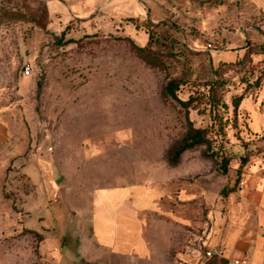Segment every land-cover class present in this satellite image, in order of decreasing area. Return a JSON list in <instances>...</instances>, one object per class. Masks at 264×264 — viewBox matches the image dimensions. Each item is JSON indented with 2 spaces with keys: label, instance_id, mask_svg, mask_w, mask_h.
Returning <instances> with one entry per match:
<instances>
[{
  "label": "rangeland",
  "instance_id": "obj_1",
  "mask_svg": "<svg viewBox=\"0 0 264 264\" xmlns=\"http://www.w3.org/2000/svg\"><path fill=\"white\" fill-rule=\"evenodd\" d=\"M262 43L264 0H0V232L31 241L22 227L43 195L76 231L104 190L158 187L188 247L171 258L204 264L252 212L238 193L264 153L248 129L251 110L264 117V55L246 52ZM187 118L208 144L171 166Z\"/></svg>",
  "mask_w": 264,
  "mask_h": 264
},
{
  "label": "crops",
  "instance_id": "obj_2",
  "mask_svg": "<svg viewBox=\"0 0 264 264\" xmlns=\"http://www.w3.org/2000/svg\"><path fill=\"white\" fill-rule=\"evenodd\" d=\"M248 129L257 139L264 136V117L256 109L249 114ZM241 182L238 196L252 212L226 227L208 250L222 251L228 264L241 259L264 264V153L244 167ZM165 196L151 186L106 189L91 201L88 218L79 219L71 231L61 205L47 208L43 195L28 217L36 222L22 227L32 232L31 241L23 235L20 245L15 238L20 233L0 232V264H176L173 253L181 248L186 256L188 247H179L168 216L158 210Z\"/></svg>",
  "mask_w": 264,
  "mask_h": 264
},
{
  "label": "trees",
  "instance_id": "obj_3",
  "mask_svg": "<svg viewBox=\"0 0 264 264\" xmlns=\"http://www.w3.org/2000/svg\"><path fill=\"white\" fill-rule=\"evenodd\" d=\"M149 37H150V35H149ZM68 42L70 43V42H74V41L70 40ZM136 48L139 51L143 50V48H140V47H136ZM252 54L264 55V43H262L258 46L249 45L247 47L246 55L249 56ZM177 90H178V85L175 82H171L165 87V93L169 97H171L173 100L177 101L181 105L186 106V103H182V101H180L177 98V96H176ZM242 99H243L242 95L233 99L232 105H233V108L235 110L238 108ZM186 120H187V128H188L186 135L182 138L181 142L178 145H176L175 147L172 148V150L169 152V154L167 156V162L171 166H175L179 162L181 155L185 151L191 150L197 146H202V145L208 144V139H207L205 130L194 128L192 125V122L188 118ZM228 162H229L228 159H222V163L220 165V169H221L222 174L226 173ZM245 163H246V158L242 156L240 158V167H242V166L244 167ZM204 264H228V261L226 259H224L223 257H220L216 254H213V255H211V257L207 258V260L205 261Z\"/></svg>",
  "mask_w": 264,
  "mask_h": 264
},
{
  "label": "built area",
  "instance_id": "obj_4",
  "mask_svg": "<svg viewBox=\"0 0 264 264\" xmlns=\"http://www.w3.org/2000/svg\"><path fill=\"white\" fill-rule=\"evenodd\" d=\"M29 73H30V67L27 66L24 68V74L29 75ZM240 187L242 189V183H241ZM205 254H206L207 258L211 257V255H213V254H216V255L222 257V251H220V250L219 251L208 250V251H206ZM232 264H249V261L247 259L233 260Z\"/></svg>",
  "mask_w": 264,
  "mask_h": 264
},
{
  "label": "water",
  "instance_id": "obj_5",
  "mask_svg": "<svg viewBox=\"0 0 264 264\" xmlns=\"http://www.w3.org/2000/svg\"><path fill=\"white\" fill-rule=\"evenodd\" d=\"M65 178L63 176H60L56 179L55 183L56 185H60L62 182H64Z\"/></svg>",
  "mask_w": 264,
  "mask_h": 264
}]
</instances>
